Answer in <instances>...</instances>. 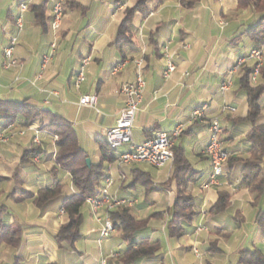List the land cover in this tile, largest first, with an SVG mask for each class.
I'll return each mask as SVG.
<instances>
[{
  "label": "crops",
  "instance_id": "1",
  "mask_svg": "<svg viewBox=\"0 0 264 264\" xmlns=\"http://www.w3.org/2000/svg\"><path fill=\"white\" fill-rule=\"evenodd\" d=\"M73 1L85 10L64 13L57 35V54L42 71L41 57L49 52L55 40L54 7L64 0H0V100L28 101L66 118L91 163L99 164L98 143L106 140V130L116 126L126 105L123 86L136 79L132 59L146 60L143 74L146 89L133 139L143 143L186 125L177 145L185 150L200 177L183 188L177 181H169L173 164L162 168L143 163L106 165V177L114 181L110 192L134 199L135 206L129 208L131 213L137 220L149 219L147 231L136 239L160 241L162 245L155 257L137 264H238L243 249L257 247L264 252V231L257 223L264 199L256 205L255 195L242 182L240 160L250 156L252 145L247 140L251 127L245 121L247 93L239 84L244 67L236 68L240 59L257 48L241 34L253 28L259 16L252 8L239 9L238 0H201L192 9L181 0H146L147 15L138 13L134 18L135 44L124 50L128 56L124 68L113 74L112 70L118 69L123 60L116 45L118 28L124 12L134 6L135 0ZM23 4L28 6L26 11ZM33 6L46 7V29L38 23ZM19 17L24 24L21 32L17 30ZM11 35L18 37L14 56L20 66L7 73L3 57ZM167 47L169 52H175L177 65L168 78L162 59V51ZM87 58L91 61L85 71L86 81L78 88L77 75ZM230 78L231 90L223 95L222 85ZM85 95L98 96L97 109L80 105ZM203 104L209 119L221 118L225 146L231 158L239 159L228 162L226 175L218 185L209 184L211 165L205 155L210 141L209 125L189 124L193 112ZM225 104L235 111L224 112ZM261 105L264 122V97ZM50 123V117L44 116L28 126H24L22 119L11 128L0 127V131L12 134L9 143L0 144L3 222L23 227L19 247L0 246V264H14L16 260L21 264H100L101 259L110 255L109 264H122L121 256L128 243L117 230L114 232L117 236L113 233L102 239L104 222L95 219L88 204L82 209L81 239L73 247H61L56 242L55 236L69 223V217L61 212L63 201L77 194V190L70 176L56 167V137L47 129ZM23 130L25 135H20ZM129 148L124 146L117 153ZM32 149H38L39 154L23 161L25 152ZM135 169L150 175L151 187L133 186ZM121 175L128 180L122 182ZM57 183L62 185L61 196L42 208L31 200H18L25 193L36 195ZM181 193L194 199L196 216L183 222L185 235L174 238L169 236L166 226ZM221 193L229 195V206L214 214L211 210Z\"/></svg>",
  "mask_w": 264,
  "mask_h": 264
},
{
  "label": "trees",
  "instance_id": "2",
  "mask_svg": "<svg viewBox=\"0 0 264 264\" xmlns=\"http://www.w3.org/2000/svg\"><path fill=\"white\" fill-rule=\"evenodd\" d=\"M163 1V0H157ZM186 2L189 8H194L201 0H181ZM219 1V0H216ZM64 13L67 10L84 11V7L73 0H64ZM239 9L252 8L259 16L258 22L253 28L245 30L241 37L248 39L253 45L260 49L264 46V0H238ZM37 12V20L43 29H46L45 10L43 6H33ZM141 13L147 15L146 0H136L133 7L125 11V17L119 25L117 32V49L123 55V60L128 56L124 50L135 44L134 38V18ZM253 49V50H256ZM252 50V51H253ZM250 51V52H252ZM249 55L246 54V56ZM136 59V58H135ZM134 58L132 61L135 60ZM146 61V60H145ZM254 69V68H253ZM253 69L247 68L240 79V89L246 91L248 102V115L245 121L250 125L251 130L247 135V140L251 143L250 156L240 160L243 163L242 182L248 186L255 195V204L260 205L264 199V122H262V99L264 97V64L260 69V83L255 85L251 82ZM48 116L51 123L47 129L56 137V167L70 176L77 194L64 199L62 210L69 217V223L63 227L55 236L59 246L65 245L73 247L81 239L80 226L83 221L82 209L87 204V199L99 193L101 181L106 178V165L117 163L118 151L110 147L107 141H99L101 161L99 164H87L88 154L81 148L76 131L69 120L58 114L31 105L28 101L13 102L0 100V127L8 129L20 120H24V126H28L32 121ZM225 144V142H224ZM226 147V146H225ZM227 150V148H226ZM229 153V151L227 150ZM175 160L169 181H177L178 185L186 188L190 183L197 182L200 174L193 170L192 164L185 150L176 145L174 148ZM39 154L38 149L25 152L23 161L29 157ZM238 158H231L229 161L237 162ZM151 177L148 173L139 169L134 170L133 186L138 184L144 187H151ZM148 189V188H147ZM62 185L57 183L53 188L40 190L36 195L25 193L18 200H31L37 207H44L49 201L60 197ZM230 202V197L226 193H221L219 200L213 206L211 212L219 214L225 211ZM5 207H0V246L7 244L17 248L21 244L23 227L19 224L6 225L3 222ZM196 216L194 199L186 194L178 197L173 205L170 219L166 230L170 237L181 238L185 235L183 222L192 221ZM114 226L120 231L122 239L128 243L127 249L121 256L122 264H137L143 259L155 257L162 248L160 241L148 239L137 240V236L146 232L149 219L137 220L127 207H121L111 213ZM257 223L264 231V209H261L257 216ZM14 264H21L16 260ZM238 264H264V252L257 248H246L240 252Z\"/></svg>",
  "mask_w": 264,
  "mask_h": 264
},
{
  "label": "built area",
  "instance_id": "3",
  "mask_svg": "<svg viewBox=\"0 0 264 264\" xmlns=\"http://www.w3.org/2000/svg\"><path fill=\"white\" fill-rule=\"evenodd\" d=\"M27 9L28 6L23 4V11H26ZM54 12H60V19L56 20V22H52L55 40L51 43L49 52L41 57L42 71L48 68L57 54V35L59 33V25L64 18L63 4L57 3L54 7ZM18 19L20 20V27H17V30L21 32L24 26L23 19L22 17H19ZM18 43V37L11 35L9 37V43L4 49L3 69L7 73H12L14 69L20 66V62L14 56L15 48ZM263 53L264 46L260 48V52H250L248 56L244 57V61L238 62L236 68L245 65L248 60H254L255 66L252 73H254L255 82H258L260 69L262 67V65H259V56L263 55ZM175 57V52H168L167 50L162 51L166 78L172 75L174 66H177L175 63ZM90 61L91 58L85 59V67H80V79L78 85H76L78 88L86 81L85 71ZM133 63L137 70L136 79L123 86L122 92L126 97V105L119 114L116 126L106 130L105 136H111L115 143L121 148L129 146V149L138 150V159H147V161L152 162L154 165H161L162 168L170 165L171 162L170 154H167V147L173 145L178 139H180L186 129V125H179L170 134H157L143 143H136L134 141L133 131L135 120L143 103L146 82L143 76L145 61H140V58H138L135 59ZM124 66L125 62L118 64V70H112V73L117 74L124 68ZM16 79L18 80L19 78L16 76ZM229 81H232V79L230 78L224 83V88L221 91L223 95L231 90L229 89ZM80 105L97 109L98 96L85 95L81 98ZM228 110L235 111L234 109H231L228 104H225L223 111L226 112ZM198 122L208 123L209 125L210 141L205 148V155L209 158L211 165L209 184L218 185L220 184V179L226 175L225 169L229 160V153L226 150L223 139L222 122L219 120V116L210 119L207 117L205 104L201 105L193 112L189 124ZM25 132V130L21 131L20 135H25ZM11 138L12 137L6 136V132L0 131V144L9 143ZM117 161H123V165H128L129 158H127V151H124V157H118ZM124 179L126 178H120L122 182H124ZM113 182V179L112 181H105L104 184L101 185L99 193L96 196L87 199V204L91 206L95 219L99 222H104V226L101 230L102 239H107L116 232L111 213L121 207L133 208L136 203L134 199L121 198L116 194H112L110 188L112 187ZM62 214H64L63 211ZM199 230H202V227L199 228ZM196 253L199 254L197 250ZM109 257L111 258V255L101 259L100 264H109Z\"/></svg>",
  "mask_w": 264,
  "mask_h": 264
},
{
  "label": "bare ground",
  "instance_id": "4",
  "mask_svg": "<svg viewBox=\"0 0 264 264\" xmlns=\"http://www.w3.org/2000/svg\"><path fill=\"white\" fill-rule=\"evenodd\" d=\"M58 19H60V12H54V20H53V22H56V20H58ZM60 27H61V24L59 25V29H60ZM52 28H53V26H52ZM165 50L168 51V47L165 48ZM252 52H260V49L254 50ZM263 58H264L263 55L259 56V65H262ZM140 61H143V60L141 59ZM242 61H244V58H242V59L239 60V62H242ZM82 67H85V61L83 62ZM115 70H118V69H115ZM175 71H176V66H174V69L172 70V73H174ZM79 79H80V71L78 72V75H77V84L79 82ZM251 82L253 84H256L257 83V82H255L254 73L251 76ZM232 85H233L232 82L229 81V89L231 88ZM223 88H224V84L222 85L221 90H223ZM205 110H206V107H205ZM219 120H221L220 117H219ZM11 135L12 134L8 135L6 133V136H8V137H10ZM106 141L110 145V147H112L113 149H115L117 151H119L121 149V147H119L118 144L115 143V141L113 140V138L111 136H106ZM178 141H179V139H178ZM178 141H176L173 145H170V146L167 147V154H170V161H171L170 164H173L174 163V160H175L174 148L177 145ZM118 157H124V152L119 153V156ZM127 158H129V164L143 163V164H148V165H151V166H154V167H157V168H161V165H154V164H152V162L147 161V159H138V150H136V149H129V150H127ZM117 163L120 166L123 165V161H117ZM120 178H126V176L125 175H121ZM104 181H112V178L111 177L110 178H106Z\"/></svg>",
  "mask_w": 264,
  "mask_h": 264
},
{
  "label": "rangeland",
  "instance_id": "5",
  "mask_svg": "<svg viewBox=\"0 0 264 264\" xmlns=\"http://www.w3.org/2000/svg\"><path fill=\"white\" fill-rule=\"evenodd\" d=\"M134 2H136V0L134 1ZM124 14H125V12H124ZM256 50H258V49H256ZM254 51V50H253ZM250 53V52H249ZM248 56V55H247ZM263 57H264V53H263ZM263 62H262V65L264 64V58H263V60H262ZM254 63V64H253ZM254 66H255V61L254 60H248L246 63H245V65H243V66H241V67H244L243 69H242V72H243V74H244V72H245V70L247 69V68H251V69H253L254 68ZM240 67V68H241ZM239 68V69H240ZM258 84L260 83V79H258V82H257ZM258 84H255V85H258ZM134 132V131H133ZM106 141V140H105ZM137 143V142H136ZM128 165H132V164H128ZM122 166H125V165H122ZM128 179H127V177H126V179H124L123 181H127ZM102 182V184H104V180L103 181H101ZM84 212H86V207L84 208ZM249 228V231L250 232H252L253 231V228H252V226H249L248 227ZM114 236H117V234L116 233H114Z\"/></svg>",
  "mask_w": 264,
  "mask_h": 264
},
{
  "label": "water",
  "instance_id": "6",
  "mask_svg": "<svg viewBox=\"0 0 264 264\" xmlns=\"http://www.w3.org/2000/svg\"><path fill=\"white\" fill-rule=\"evenodd\" d=\"M87 164H88V166L91 165V160L89 158L87 159Z\"/></svg>",
  "mask_w": 264,
  "mask_h": 264
}]
</instances>
